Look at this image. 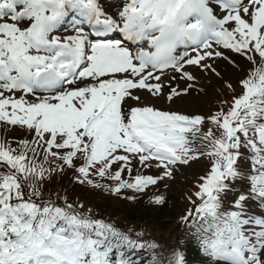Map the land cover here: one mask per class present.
Listing matches in <instances>:
<instances>
[{
  "label": "snow or ice",
  "instance_id": "6c2138e0",
  "mask_svg": "<svg viewBox=\"0 0 264 264\" xmlns=\"http://www.w3.org/2000/svg\"><path fill=\"white\" fill-rule=\"evenodd\" d=\"M217 61L240 89L227 110L162 106L222 77ZM0 130V264H189L193 245L199 264H264V0H0ZM201 158L169 249L45 198L70 170L163 205Z\"/></svg>",
  "mask_w": 264,
  "mask_h": 264
},
{
  "label": "rangeland",
  "instance_id": "374dc122",
  "mask_svg": "<svg viewBox=\"0 0 264 264\" xmlns=\"http://www.w3.org/2000/svg\"><path fill=\"white\" fill-rule=\"evenodd\" d=\"M217 63L221 67L222 77L212 75L206 78L203 74H198L200 75V79L197 89L191 91L189 96L182 99L186 100L187 98H190L192 103L191 107L179 106L181 104H177L176 108L171 107V104L164 105V107L205 115L209 110H212L215 106L223 103V100L219 101L218 99H221L222 93H225V91L228 90L225 84L231 83L234 86H237V84L235 75H224L229 72L227 65L222 61H217ZM222 79L224 82H222ZM180 85L183 87L184 83L181 81ZM3 135L4 132L0 130V136ZM15 135V132H11L8 138L12 139ZM194 163L196 162H192L190 166L178 167L174 170L171 178H166L162 182V184L166 187H161L160 193H162L165 197L174 198V201H172L174 217L171 218L170 225H167L164 229L159 227L155 220H153L156 218V207L158 205L151 203L148 196L140 199L143 202L142 204H148L151 206V217L146 216V210L144 208L138 207L136 212L137 222L132 223L127 220L126 213L132 212L134 208L133 202H136V200L131 201L124 199L120 196L113 195L104 189L78 185L76 184L74 176L70 170L53 174L51 179L44 185L47 189L45 197L50 196L57 201H62L61 197L67 195L69 202L83 203L85 209L90 208L92 211H95L98 216L107 217L108 220L112 222L127 224L129 228L133 230L134 234L135 231L142 229L145 231L146 237H150L151 239L159 242L165 249H169L174 247L177 239L183 236L187 231L185 225L181 223V217L186 213L188 205L186 192L193 183V178L191 176L193 175L192 170H194ZM200 166H202V164ZM128 194L130 195V193ZM153 194H155V189H153ZM98 206L100 208L108 207L109 211L118 216L113 217L109 214L104 215L103 212L101 213L99 211L100 208H98ZM188 208L191 209L192 204H190ZM189 264L192 263L189 262Z\"/></svg>",
  "mask_w": 264,
  "mask_h": 264
},
{
  "label": "trees",
  "instance_id": "16d2710c",
  "mask_svg": "<svg viewBox=\"0 0 264 264\" xmlns=\"http://www.w3.org/2000/svg\"><path fill=\"white\" fill-rule=\"evenodd\" d=\"M98 208H100L99 206H98ZM135 209H136V207H135ZM169 206L168 205H166V204H164V205H162L161 207H160V209H159V212H158V217H157V221H158V223H159V225H163V226H166V225H168L169 224V220H171V215H173V213H171V214H168V211H169ZM99 211L102 213H104V215H106L107 213H109V215L110 216H113L114 215V213L113 212H111V211H109V208L107 207V208H105V207H102V208H100L99 209ZM135 210L133 211V212H129V214L128 213H126V216L128 217V219H130L131 221H133V220H135L136 219V215H135ZM170 217V218H169ZM191 253V252H190ZM192 254V253H191Z\"/></svg>",
  "mask_w": 264,
  "mask_h": 264
},
{
  "label": "bare ground",
  "instance_id": "6f19581e",
  "mask_svg": "<svg viewBox=\"0 0 264 264\" xmlns=\"http://www.w3.org/2000/svg\"><path fill=\"white\" fill-rule=\"evenodd\" d=\"M177 104H181L179 106H188V107H191L192 106V103L190 101V98H187L186 100H180L179 103L171 104L170 106L173 107V108H176L177 107ZM162 106H164V105H162Z\"/></svg>",
  "mask_w": 264,
  "mask_h": 264
}]
</instances>
